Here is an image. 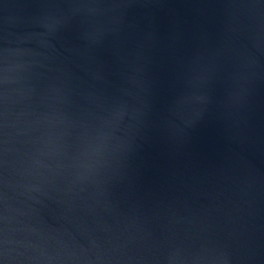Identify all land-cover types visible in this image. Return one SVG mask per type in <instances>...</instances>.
I'll use <instances>...</instances> for the list:
<instances>
[{
	"label": "water",
	"instance_id": "95a60500",
	"mask_svg": "<svg viewBox=\"0 0 264 264\" xmlns=\"http://www.w3.org/2000/svg\"><path fill=\"white\" fill-rule=\"evenodd\" d=\"M0 264H264V0H0Z\"/></svg>",
	"mask_w": 264,
	"mask_h": 264
}]
</instances>
